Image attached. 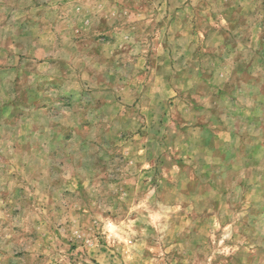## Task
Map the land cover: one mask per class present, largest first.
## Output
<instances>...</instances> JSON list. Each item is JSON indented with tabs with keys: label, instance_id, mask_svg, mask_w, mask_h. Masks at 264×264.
<instances>
[{
	"label": "rangeland",
	"instance_id": "rangeland-1",
	"mask_svg": "<svg viewBox=\"0 0 264 264\" xmlns=\"http://www.w3.org/2000/svg\"><path fill=\"white\" fill-rule=\"evenodd\" d=\"M0 264H264V0H0Z\"/></svg>",
	"mask_w": 264,
	"mask_h": 264
}]
</instances>
